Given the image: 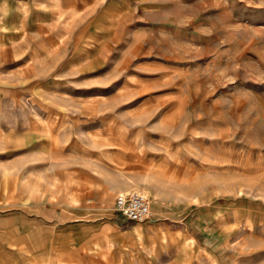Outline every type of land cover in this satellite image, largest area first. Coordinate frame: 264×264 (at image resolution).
Here are the masks:
<instances>
[{"label":"rangeland","instance_id":"rangeland-1","mask_svg":"<svg viewBox=\"0 0 264 264\" xmlns=\"http://www.w3.org/2000/svg\"><path fill=\"white\" fill-rule=\"evenodd\" d=\"M110 258L264 264V0H0V264Z\"/></svg>","mask_w":264,"mask_h":264},{"label":"built area","instance_id":"built-area-1","mask_svg":"<svg viewBox=\"0 0 264 264\" xmlns=\"http://www.w3.org/2000/svg\"><path fill=\"white\" fill-rule=\"evenodd\" d=\"M114 210L124 221L143 223L151 220V202L136 190L118 193L114 197Z\"/></svg>","mask_w":264,"mask_h":264},{"label":"crops","instance_id":"crops-1","mask_svg":"<svg viewBox=\"0 0 264 264\" xmlns=\"http://www.w3.org/2000/svg\"><path fill=\"white\" fill-rule=\"evenodd\" d=\"M114 208L112 207L111 208V210H113ZM151 217H152V215H151ZM153 219V218H152ZM123 220V219H122ZM124 221V220H123ZM153 220H149V221H146V222H152ZM125 222H127L128 224H129V227L128 228H126V229H122V230H120V229H117V230H120V231H124V230H127V229H129L130 227H132L133 225V228H135L136 226H135V224H139V223H134V222H132V221H125ZM147 227H149V226H142V229H143V231L145 230V229H147ZM93 229V228H92ZM115 230V228L113 227V230L112 231H114ZM111 231V232H112ZM161 231H159V232H157V233H155V236H151V237H153L152 238V242H156V243H161V240L159 239L160 238V236H161V233H160ZM140 241V240H139ZM139 241H137V242H134V243H131V244H128L127 246H123L127 251L126 252H124V254H121L120 256H124V258H125V263L127 262V263H129L132 259H131V252H130V250H129V247L131 246V245H134V244H136V243H138L139 244ZM106 253H107V256H109V251H108V249H109V247H110V244H109V242H106ZM107 247H108V249H107ZM131 249V248H130ZM111 259V258H110ZM111 262L113 263V264H122V261H117V258H115V259H111Z\"/></svg>","mask_w":264,"mask_h":264},{"label":"bare ground","instance_id":"bare-ground-1","mask_svg":"<svg viewBox=\"0 0 264 264\" xmlns=\"http://www.w3.org/2000/svg\"><path fill=\"white\" fill-rule=\"evenodd\" d=\"M160 201L156 200L155 205L159 206ZM164 206V205H163ZM162 209V208H161Z\"/></svg>","mask_w":264,"mask_h":264}]
</instances>
